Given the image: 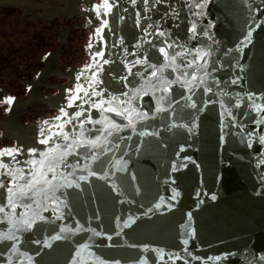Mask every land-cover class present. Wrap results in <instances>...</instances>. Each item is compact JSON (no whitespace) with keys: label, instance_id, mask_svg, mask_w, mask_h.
Returning a JSON list of instances; mask_svg holds the SVG:
<instances>
[{"label":"water","instance_id":"1","mask_svg":"<svg viewBox=\"0 0 264 264\" xmlns=\"http://www.w3.org/2000/svg\"><path fill=\"white\" fill-rule=\"evenodd\" d=\"M104 2L0 0V99L14 98L12 104L0 102V150L23 145L25 153L17 157L23 161L32 158L28 154L32 148L43 151L50 146L38 142L42 139L40 130L50 134L47 129L61 122L55 117L66 107L72 95L69 89L79 84L88 87L87 80L96 68L93 53L104 46L96 35L102 19L109 21L103 37L107 41L104 58L110 60L100 74L104 81L101 87L106 89L104 99H108V93L120 95L125 91L132 96L143 85L138 98L121 107H135L150 117L157 107L168 111L143 121L146 127L137 125V131L158 135L141 138L127 129L120 135L132 136L131 140L114 141L120 147L109 152L106 160L113 165L116 160L126 162V171L106 163L109 178L105 180L98 178L104 170L93 165L97 176L89 177L88 182L78 181L82 190L57 191V196L64 191L71 193L68 208L62 207L63 220L55 218L52 208L56 205L42 196L37 198L40 208L33 204L29 210L18 205L17 219L21 214L31 217L33 212H40L48 221L38 222L30 232H18L17 252L0 248V264H9V260L11 264H29L28 257L33 258L32 264H69L76 249L84 244L108 264L115 260L138 264V259H146L148 264H264V143L259 139L264 136V124L254 122L264 112L257 113L249 107L253 101L247 97L254 93L255 104L264 106V0H136L135 4L132 0H109L112 8L101 7V15L97 16V8ZM196 3L204 7H190ZM200 12L203 15H193ZM194 21L195 38L191 31ZM148 25H152L149 32L163 31L166 35H145L143 29ZM246 25L255 28L252 43L238 51L237 45L248 30ZM164 40L176 42L175 47L167 49L169 56L177 52L182 55L172 62L173 67L164 69L163 78L191 81L194 74L196 80L182 87V83H159L158 74L149 83L147 77L154 69L137 65L133 73L143 72L145 77L130 75L124 87L117 77L127 75L128 62L145 57L157 67L171 62L158 52L165 46L161 43ZM89 44L93 47L89 48ZM187 63H193V67H182ZM88 64L93 68L85 70ZM82 70L84 76L77 80ZM184 72L189 75L185 77ZM238 77L239 84H232ZM209 87L212 91L206 93L204 89ZM80 94L83 96V92ZM181 94L192 96V100L180 99ZM124 99L127 97L121 96ZM193 101L197 109L182 107ZM236 104L241 106L237 108ZM225 109L232 115L228 116ZM78 110L67 108L69 115ZM106 115L127 123L112 113ZM132 115L135 119L136 114ZM91 116L99 118L96 110ZM173 124L177 126L169 130ZM182 124L187 127H180ZM141 140L145 142L138 144ZM3 159L7 162L10 157ZM69 162L74 158L69 157ZM84 163L87 161L81 160ZM79 175L87 172L77 169L69 179ZM173 190L178 193L175 200L170 199ZM161 198L165 203L156 209L154 205ZM44 204H48V211H43ZM3 216L0 213V228L7 231L11 225ZM130 217L134 222L124 227ZM77 221L85 229L102 234L96 236L90 230L62 233L65 238L52 241L51 248L34 243L56 235L60 227L75 229ZM184 239H188V245L183 244ZM145 246L148 251H144ZM159 249L163 250V260L155 251ZM177 254L179 259L175 258ZM216 256L222 259L208 260ZM84 260L85 264H93L86 255Z\"/></svg>","mask_w":264,"mask_h":264},{"label":"snow or ice","instance_id":"2","mask_svg":"<svg viewBox=\"0 0 264 264\" xmlns=\"http://www.w3.org/2000/svg\"><path fill=\"white\" fill-rule=\"evenodd\" d=\"M142 2L147 3L148 0H142ZM159 2V0H157ZM132 3L135 4L136 0H132ZM203 8L204 5L200 3H196L195 5H191L190 7ZM105 10H110L112 8V3H109V0H105L102 6H98L97 8V16H100V8ZM194 16L203 15L200 13H193ZM264 22V21H262ZM109 27V21L107 19H102L100 21V26L96 29V35L99 37L98 43L104 45L103 47H97L93 53V60L95 61L96 68L92 72V77L87 80L88 87L85 88L83 84L77 85L76 89H69L68 91L72 93L67 98L66 107L61 108V115L55 117L57 121H61L59 124H55L52 128H55V131H52V128L47 129L50 134H46L45 129L40 130V139L38 142L44 145H50L43 151H38L36 148H32L28 151V154L32 157L28 160H18L17 157L25 153V149L23 145H18L16 147L8 148L0 150V213H3V219L6 220L11 227L4 231L3 228H0V248L8 247L12 250V252H17L18 249L16 247L17 243L20 242V237L17 235L18 232H30L33 230L34 226L37 225L38 222L48 221V217L43 216L40 212H33L31 217H27L26 214H21L20 217L16 218V208L17 206H22L26 209L31 210L32 205L35 204L37 208L41 207V204L38 197H43V200L49 201L56 206L52 208V212L55 215L56 219L63 220L64 213L62 212L63 208H68V200L67 197L71 195V193L64 191L60 193V196H57L56 193L60 189H81V184L78 181L88 182L89 177L97 176V172L93 170V165H96L104 170V175L99 176L100 179L107 180L109 178V173L107 169L104 168V165L107 163L109 166L117 167L118 171H126L125 164H122L121 160H116L114 162L106 160L107 154L112 152L113 149H119L120 145L114 141H122L124 139L131 140L132 136H121L120 134L127 129H131L134 135H137L141 138L147 136H155L158 135V132H147V131H137V125L145 126L142 124L143 121L149 119H156L157 113L167 112L168 109L163 107H157L153 115L150 117L148 112L138 111L135 107H121L122 105H131L132 100L138 98L139 93L144 90V86L141 85L140 88H137L133 91L132 96H129L127 91L122 92L120 95H112L108 93V99H104V94L106 89L101 87L104 84V81L100 79V74L104 71V65L110 63L109 59H105V47L107 46V41L104 40L103 31L105 28ZM152 25H148L143 29L145 35H158L163 37L166 35L165 32L160 31L158 33H151L148 31ZM248 30L243 34V39L239 41L237 45V50L242 51L244 47H247L252 43V36L255 28H252L250 25H246ZM259 27V23L256 25V28ZM191 31L193 33V38H195L197 32V24L194 21L191 25ZM111 34V29H109ZM207 35L205 31L203 33ZM121 45L123 44V40L120 41ZM152 45L153 48H156L157 45L148 41ZM165 46L159 47L158 52L163 55L166 60L171 61L170 63L162 64L160 67H157L156 64L148 63L147 58L145 59H135L134 61L128 62L126 64L127 75L119 76L117 79L124 82L123 86L127 87L128 76L134 75L139 76L142 79L145 77V73L143 72H135L133 73L132 69L137 65H147L148 68L154 69L150 76L147 77V81L151 83L153 78H157L158 74L160 79L159 83L163 84H176L182 83V87L190 86L195 80L196 76L193 74L192 80H184L181 82L179 77L173 79L171 81L163 78V73L165 68L173 67V63L177 59L178 56H181L182 53H175L169 56V52L167 49L173 48L176 46V42L173 41L169 43L167 40L161 41ZM93 45L89 44V48H92ZM205 55H210V53H205ZM99 58V59H97ZM205 65H201L204 67ZM184 68H192L193 63L183 64ZM93 65H86L85 70L92 69ZM82 70L80 74L76 77L79 80L82 76H84V71ZM175 70V69H174ZM183 75L187 77L189 73L184 72ZM207 76L208 73H205ZM205 81L203 78H200V83L203 84ZM240 78L238 77L235 80H232V84H239ZM152 88H156V85H152ZM98 89V90H97ZM90 90V91H89ZM166 91L168 89H165ZM191 91V88L189 87ZM204 91L206 93H210L212 89L205 88ZM81 92H83V96H81ZM147 94V93H145ZM195 93H193L194 95ZM223 95H228L227 93H223ZM238 98L239 94H236ZM121 96L127 97V99L121 100ZM93 97H99V100L92 99ZM247 97L249 100H252L253 103L249 105V107L255 109L257 113L264 112V106L255 104V94L248 93ZM180 99L192 100V96L184 97L181 94ZM241 100L243 98H240ZM77 101H81V103H77ZM0 102L12 104L14 103V98L8 97L6 100L0 99ZM214 102V101H210ZM159 104V101L157 102ZM176 104H179L180 101H175ZM87 104L88 107L85 108L84 105ZM241 105L236 104L235 107L239 108ZM169 107L172 105L170 103ZM182 107H187L191 109H197V104L193 101L191 104H185ZM67 108H77L78 111H74L71 115H69ZM9 111L11 109H8ZM96 110L98 112L99 118L93 119L91 116V112ZM175 112V109L173 110ZM225 112L228 116H231L232 113L229 109H225ZM88 113V115H85ZM106 113H112L115 117L121 118L122 121L126 120L127 123L117 122L112 116L106 115ZM133 113L136 114V118H133ZM247 115V113H244ZM83 117V118H82ZM256 124H264V115L260 116L259 119L254 121ZM45 125H48V121H44ZM91 124V128H87L86 125ZM99 125L100 127H96ZM66 126H71L69 130H65ZM177 125L173 124L169 126V130L172 127H176ZM180 127H187V125H179ZM146 127V126H145ZM227 127V125H225ZM79 129V131H77ZM191 131V129H189ZM260 142L264 143V136H261ZM145 141L141 140L138 144H142ZM111 145V147H109ZM249 146H251L249 144ZM137 151H139V147H137ZM183 151V149H181ZM37 156L39 158H37ZM4 157H10V159L5 162ZM69 157L74 158V162H69ZM81 160L87 161V163L81 164ZM23 165V166H20ZM71 169V171L65 172L63 170ZM79 169L80 171H86L87 175H79L75 179H69V177H74L75 173ZM175 169V166L173 167ZM51 174V176H49ZM115 175V173H113ZM134 178V177H133ZM5 179H8V183H5ZM56 181V183H54ZM59 181H63L62 183ZM113 189L116 188L115 183L112 184ZM6 194V203L5 201ZM61 196L64 199H61ZM178 196V193L173 190L172 195L170 197L171 200H175ZM212 199L215 200L216 197L212 196ZM29 201V203H26ZM165 201L161 198L160 203L154 205L156 209H160L161 205L164 204ZM172 205H168L171 207ZM6 209H11L10 213H6ZM48 204L43 205V211H48ZM152 211V209H149ZM147 213H145L146 215ZM119 219V218H117ZM134 220L130 217L128 221L124 222V227L130 226V223H133ZM188 227L187 225L185 226ZM42 229H37V231H41ZM91 231L94 235L99 236L102 233L97 232L95 229H85L83 225L79 224L77 221V227L72 229L70 227H60L59 232L56 235L50 236L48 238L43 239L42 241L37 239L34 241L36 244H41L42 248H51L52 241H57L64 239L61 234L66 232H71L73 234L81 231ZM116 235H120V233H116ZM109 240L112 239L111 236L107 237ZM5 242H10L9 244H5ZM188 239L183 240L184 245H188ZM89 245L84 244L81 245L78 249H76L75 253L71 256L69 264H85V255L89 260L93 261V264H108L107 261L100 259L99 257H95L93 253L88 251ZM144 251H148L147 246H145ZM160 253V259H164L163 250H155ZM184 251H187L185 248ZM40 253L38 252L37 255ZM3 255V251H0V256ZM173 257L170 255L169 259ZM179 259V255L176 257ZM222 257H208V260L219 261ZM264 259V257H261ZM29 264H32L33 258L28 257ZM9 264H11V260H9ZM112 264H120V260H115ZM138 264H148L146 259H138Z\"/></svg>","mask_w":264,"mask_h":264}]
</instances>
